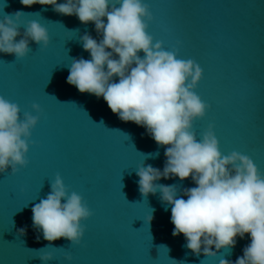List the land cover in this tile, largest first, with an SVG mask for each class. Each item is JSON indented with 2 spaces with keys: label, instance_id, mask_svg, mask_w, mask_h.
<instances>
[{
  "label": "water",
  "instance_id": "water-1",
  "mask_svg": "<svg viewBox=\"0 0 264 264\" xmlns=\"http://www.w3.org/2000/svg\"><path fill=\"white\" fill-rule=\"evenodd\" d=\"M142 2L153 16L147 29L153 44L178 49L177 59H191L203 70L194 91L210 107L193 121L197 139L213 125L223 156L247 155L264 174V0ZM17 11L24 12L22 25L37 21L45 27L50 43L41 50L30 41L31 51L20 60L0 52V96L20 107L21 119L24 112L40 117L31 130L28 165L16 174L10 168L0 173V264H43L38 257L46 253L53 256L47 264H220L221 259L235 264L251 243L250 234L237 236L234 247L215 257H205L203 245L195 255L182 233L173 237L171 205L161 202L159 191L145 199L136 175L142 164L162 172L166 146H158L145 127L121 121L103 97L82 94L67 83L72 60L91 59L80 37L102 39L94 23L58 14L52 5L0 0V19ZM24 30L19 28L17 41ZM57 173L69 194H79L92 213L81 221L85 232L79 244L63 237L46 241L42 230L33 228L32 207L50 193ZM155 183L176 185L177 198L184 199V190L196 187L191 176ZM211 250L217 251L214 245Z\"/></svg>",
  "mask_w": 264,
  "mask_h": 264
},
{
  "label": "clouds",
  "instance_id": "clouds-1",
  "mask_svg": "<svg viewBox=\"0 0 264 264\" xmlns=\"http://www.w3.org/2000/svg\"><path fill=\"white\" fill-rule=\"evenodd\" d=\"M20 3L25 7L52 5L58 14L75 15L85 25L94 23L97 34L102 35L99 42L87 33L80 37L91 59H73L67 83L82 94L103 97L121 121L145 127L158 146H166L162 172L142 164L136 175L145 199L159 191L161 202L171 205L173 237L182 233L186 247L195 255L201 254L203 245V255L215 257L220 249L234 247L237 236L243 238L248 233L251 243L235 264H264V174L247 155L234 151L223 156L213 125L197 139L192 130L193 121L203 118L210 107L194 91L203 70L191 59H177L178 49L169 52L163 49L162 42L153 44V37L147 31L148 22L153 19L149 6L142 0H65L64 3L20 0ZM22 15L24 12L17 11L0 19V52L14 54L15 60L23 59L31 51L30 41L41 50L50 43L46 28L37 21L22 25L19 23ZM21 26L25 30L17 41ZM140 52L143 57L138 55ZM114 77L119 81L114 82ZM32 109L41 112L38 104L34 103ZM20 112L17 104L0 96V173L10 168L11 174H16L29 163L26 154L31 130L40 117L24 112L21 119ZM155 155L158 153L145 157ZM190 176L196 187L184 190L187 199L177 198L176 185L155 183L161 178L179 177L183 181ZM50 187L47 197L32 207L33 228L42 230L46 241L63 237L70 244H79L85 232L81 221L87 220L91 211L79 194H69L58 173L50 181ZM152 219L151 215L149 223ZM18 232L22 236L25 229ZM213 245L217 251L211 250ZM38 258L47 264L53 256L46 253ZM65 259L72 257L66 255ZM220 264L230 262L221 259Z\"/></svg>",
  "mask_w": 264,
  "mask_h": 264
}]
</instances>
